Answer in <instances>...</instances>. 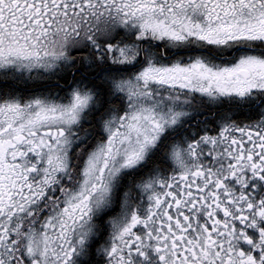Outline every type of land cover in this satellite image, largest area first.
<instances>
[{"label": "snow or ice", "instance_id": "snow-or-ice-1", "mask_svg": "<svg viewBox=\"0 0 264 264\" xmlns=\"http://www.w3.org/2000/svg\"><path fill=\"white\" fill-rule=\"evenodd\" d=\"M0 264H264V0H0Z\"/></svg>", "mask_w": 264, "mask_h": 264}]
</instances>
